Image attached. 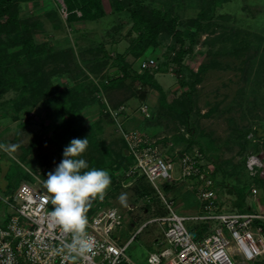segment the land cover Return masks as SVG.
I'll return each mask as SVG.
<instances>
[{
  "label": "rangeland",
  "instance_id": "obj_1",
  "mask_svg": "<svg viewBox=\"0 0 264 264\" xmlns=\"http://www.w3.org/2000/svg\"><path fill=\"white\" fill-rule=\"evenodd\" d=\"M155 1L146 0V3L150 7H160L178 20L176 28L181 32L184 46H188L190 33L194 30L191 19L197 17L202 0ZM102 2L106 14L92 20L77 19L69 22L65 0H31L26 3L24 10L26 15L37 16L44 21L45 29L34 34L35 40H50L56 48L74 43L77 63L67 73H59L51 78V85L58 83V90H62L69 85L70 79L73 82L81 80L86 84L90 80L95 85V88L89 87L92 91L86 93L90 98L87 97L79 108L84 125H76L79 131H83L78 138L87 137L89 144L78 158L84 159L89 166L86 170H90L96 158L102 155L104 161L96 168L108 171L111 185L103 200L94 198L87 204L86 215L95 210L93 204L115 205L122 214L123 222L111 235L113 238L117 236L118 241L124 243L143 222L167 213L159 191L172 200L173 209L181 214L206 213L196 192L188 187L184 179H161L158 188H155L143 174L136 173L133 177L127 175L125 171L135 162L127 153V144L126 163L120 156L118 160L122 164L112 167L110 157L119 152L120 136L124 137L110 110L122 104L126 113L117 117L118 120L120 117L123 128L145 132L163 154L172 156L183 150L201 151L214 165V186L227 209L238 208L240 202L243 209L264 213V176L260 170L250 173L243 160L244 154L250 150L256 153L264 151V81L261 84L256 81L264 77V55L259 48L252 46L240 47V53L232 51L234 46H241L247 40H260L263 44L264 32L258 29L260 22L250 27L248 23L251 20L248 19L256 14L259 18L264 17V0H231L217 6L215 15L206 18L211 23L210 27L193 36L191 50L183 55L180 65L173 60L180 43L172 33L162 31L139 40V32L130 29V19L112 11L109 0ZM49 4L56 5L63 22V27L58 30L51 27V20L44 14ZM75 11L81 14L78 7ZM98 43L107 50L109 58L107 65L95 73L90 70V65L104 58L103 51L98 50L95 57L94 51L91 53L87 48ZM136 52L139 54L136 55ZM118 53L123 56L129 68L137 72L145 71L139 70L142 59H155L157 68L152 74L166 93L165 101L169 103L173 98L192 101L188 123L162 110L168 107L160 104V91L149 84H140L129 77L123 85H111L110 77L121 73L112 61ZM255 54L262 60L255 59ZM83 73L89 78L84 79ZM179 78L187 83L180 84ZM95 82L100 87L97 88ZM141 89L146 92L144 99L138 95ZM17 95L18 89L15 87H9L0 94V144L19 145L11 153L0 149V222L11 212L10 206L3 199H11L22 182L35 188H45L47 174L59 165L64 148L69 145L59 146L56 136L66 114L61 117L48 111L44 98L24 104L16 110L12 100ZM254 127L259 130L257 136L252 131L246 132L248 128L251 130ZM243 134L251 138L246 145V141L241 144ZM6 164L8 167L4 171ZM252 186L257 189L255 194L251 192ZM122 193L127 194L125 204L119 200ZM217 223L215 219L185 220L189 232L195 238L209 234ZM162 237L160 223L148 221L131 239L125 254L136 264H151L147 261V255L160 248L158 242Z\"/></svg>",
  "mask_w": 264,
  "mask_h": 264
},
{
  "label": "built area",
  "instance_id": "obj_2",
  "mask_svg": "<svg viewBox=\"0 0 264 264\" xmlns=\"http://www.w3.org/2000/svg\"><path fill=\"white\" fill-rule=\"evenodd\" d=\"M144 68L155 70V59H142L139 70ZM141 108L145 110L143 106ZM122 109L123 105L110 112L127 144V153L135 161L125 173L130 177L143 174L155 188L161 179H184L206 211L203 214H181L173 209L172 200L159 191L167 213L153 216L148 221L160 223L163 237L158 242L160 248L150 251L147 261L151 264H264V234L259 223L264 220V213L227 209L214 186V165L201 151L183 150L172 156L163 154L145 132L123 128L120 117L119 120L117 117ZM245 165L250 173L260 170L264 176V151L250 150ZM251 192L255 194L256 187L252 186ZM3 200L11 212L5 223L0 222V264H136L126 256L125 249L148 221L120 243L117 236L113 238L111 235L123 222L115 205L93 204L95 210L86 215V231L94 241V247L73 262L65 259L66 252L61 251L63 242H71V234L52 221L49 213L53 205L46 188L39 189L22 182L11 199ZM187 219H215L218 223L209 234L195 238L185 224Z\"/></svg>",
  "mask_w": 264,
  "mask_h": 264
},
{
  "label": "trees",
  "instance_id": "obj_3",
  "mask_svg": "<svg viewBox=\"0 0 264 264\" xmlns=\"http://www.w3.org/2000/svg\"><path fill=\"white\" fill-rule=\"evenodd\" d=\"M29 1L31 0H0V94L9 87H15L18 89V95L12 100V103L16 110H19L24 104H30L35 102L38 98H44L45 108L48 109V111L57 113L61 117L66 114L67 116L60 123V132L57 131L56 133L59 146L64 147L67 146L72 139H76L80 137L79 135H82L83 131H79L76 127V125L79 124L84 125L79 108L87 97L90 98L88 94L91 93L92 89H89V87L95 88V85L94 83L92 84L90 80L86 84L81 80H75V82H73L72 79L69 80V85L65 86L62 90H58V83L53 86L51 85V78L53 79L59 73H67L68 69L77 63L78 57L76 49L74 48V43H72L73 45L68 44L65 47L56 48L50 40H35L34 34L42 32L45 29L44 21L37 16L25 14V5ZM109 1L112 6V11L117 14H123L130 19V29L139 32V40L148 38L151 34L157 35L162 31L172 33L176 41L180 43V48L175 52L173 60L180 65L183 55L191 50V46L194 42L193 36H195L198 31L210 27L211 23L209 19L207 20L206 18L215 15L217 6L221 4L225 5L231 0H202L197 17L191 19L194 30L190 33L189 45L186 47L184 46V39L182 38L181 32L176 28L178 20L174 16L167 14L168 12H164L160 7L155 5L150 7L146 3V0ZM150 1L156 2L155 0ZM65 2L67 3L69 11L67 16L69 22L77 19L92 20L106 14L102 0H65ZM55 6L54 4L47 5L44 14L51 20V27L58 30L63 27V22ZM76 7L81 10V14L76 13ZM249 18L248 20H251V22L248 23L250 27L254 26L255 22L259 21L260 27L258 29L264 32V17L259 18L256 14L251 15ZM233 34H236V32H233ZM238 34L240 33L236 35ZM253 42L256 44L255 46ZM248 46L259 48L260 53L264 55V42L262 44L260 40H247L242 43L241 46H234L232 51L234 53H240L242 48ZM141 47H143V45H141ZM87 49L91 53L94 51L95 57L98 50L103 51L102 55L104 58H96L97 61L94 60L95 62L90 65V70L98 73L107 65L109 53L102 47V44L99 43L91 47L88 46ZM138 54L139 52H136V55ZM254 58L262 60L257 54L254 55ZM112 61L116 63L117 69L121 73L115 74V77H110L111 85H123L125 79L129 77L140 84H149L160 91V104L168 107V109L162 108V110L176 117L178 116L183 123H188L189 110L192 106V101L190 99L187 101L186 98L184 100H176L173 98L167 103L165 101L166 93L153 77V71H150L148 68H144L145 71L143 72L130 69L128 64L124 62L125 59L120 53L116 54L112 58ZM178 69L180 70L181 68ZM82 77L84 79L89 78L87 74L84 73ZM263 78L264 77L258 78L259 81L256 80L258 84H261L260 82L262 80L264 81ZM95 83L97 88L100 87L97 82ZM179 83L185 85L187 82L184 81L183 78H179ZM145 94L146 92L142 89L138 92L140 99H144ZM125 113L126 110L123 105L120 115H125ZM247 131H252L256 136L259 133L257 127L251 130L248 128L246 132ZM246 132H244V134ZM120 137L121 143L119 152L117 151L118 154L116 152L112 155L113 157H110V159H112V167H119L122 164L118 160L120 156L124 158V163L127 161L128 154L125 152L126 143L124 138H122V136ZM243 139L241 144L246 141V145L251 138L244 135ZM186 143V145H188V142ZM101 157L102 155L96 158L93 168L100 165V162L103 163L104 157ZM245 158L246 155L244 154V163ZM105 163H108V160H105ZM237 192L240 196V192L238 190ZM237 206L239 209L243 210L240 202ZM3 219L2 223H5L6 217ZM260 224L264 229V220H261Z\"/></svg>",
  "mask_w": 264,
  "mask_h": 264
},
{
  "label": "clouds",
  "instance_id": "obj_4",
  "mask_svg": "<svg viewBox=\"0 0 264 264\" xmlns=\"http://www.w3.org/2000/svg\"><path fill=\"white\" fill-rule=\"evenodd\" d=\"M88 144L87 137L72 139L64 148L62 161L44 180L53 205L49 215L64 232L71 234V242H63L61 251L66 252L65 259L73 262L94 247V241L86 231L88 201L94 198L103 200L111 185L107 170H86L89 167L87 162L78 158L87 150ZM18 147L16 144H0V149L6 153L15 152ZM119 200L125 204L127 194L122 193Z\"/></svg>",
  "mask_w": 264,
  "mask_h": 264
},
{
  "label": "water",
  "instance_id": "obj_5",
  "mask_svg": "<svg viewBox=\"0 0 264 264\" xmlns=\"http://www.w3.org/2000/svg\"><path fill=\"white\" fill-rule=\"evenodd\" d=\"M7 164H6V167H5V169H4V171L7 169ZM92 202V199H90L89 201H88V204H90Z\"/></svg>",
  "mask_w": 264,
  "mask_h": 264
},
{
  "label": "crops",
  "instance_id": "obj_6",
  "mask_svg": "<svg viewBox=\"0 0 264 264\" xmlns=\"http://www.w3.org/2000/svg\"><path fill=\"white\" fill-rule=\"evenodd\" d=\"M226 208H227V207H226ZM235 209H237V210H242V209H239V208H235ZM243 210H249V209H248V208H247V209L245 208V209H243ZM250 211H251V210H250Z\"/></svg>",
  "mask_w": 264,
  "mask_h": 264
}]
</instances>
